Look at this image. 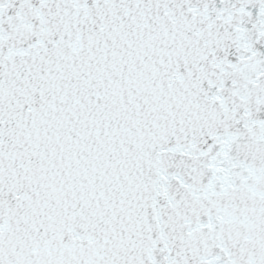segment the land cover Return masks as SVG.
I'll use <instances>...</instances> for the list:
<instances>
[{
	"label": "snow or ice",
	"instance_id": "1",
	"mask_svg": "<svg viewBox=\"0 0 264 264\" xmlns=\"http://www.w3.org/2000/svg\"><path fill=\"white\" fill-rule=\"evenodd\" d=\"M0 264H264V0H0Z\"/></svg>",
	"mask_w": 264,
	"mask_h": 264
}]
</instances>
